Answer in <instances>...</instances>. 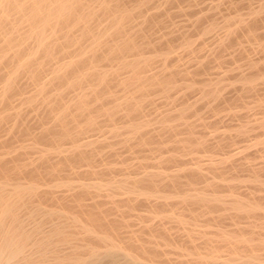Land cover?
Wrapping results in <instances>:
<instances>
[{
    "label": "rangeland",
    "instance_id": "374dc122",
    "mask_svg": "<svg viewBox=\"0 0 264 264\" xmlns=\"http://www.w3.org/2000/svg\"><path fill=\"white\" fill-rule=\"evenodd\" d=\"M109 1L112 4H113V2H114V4L118 2V0H109ZM151 1L154 3H150V1H149V5L145 8L143 15H144V13H145L144 16L147 15L146 17L149 19V22L153 19L151 21V23H153V22L154 23L153 24L150 23L151 26H153V31L150 34H153L151 36L152 37L154 36V37L151 38L150 35H148V38L143 37V39L146 43L145 42L143 43V39L141 38V36L138 37V39H139L138 43H143L142 45H144L143 47H141L142 45L139 44L140 48L143 51L142 52L140 50V55H139V53H136L137 54L136 55L133 52H129V53L126 52V53L122 54L124 56L126 55L125 58H122L124 56L121 55L122 57L120 56V58H121L120 60L118 57V59L114 58V59H111L110 61H107V62L102 57V55L105 53V52L104 53L102 52V51H104V49H102V51H101V49H99L100 52L97 51L98 54L96 56H95V54H91L93 57L90 55L91 59H89V61L90 60L92 61V62H90V64L93 63V64L99 65V62H100V66H99L100 70L102 71V69H103L102 72L110 71L109 76H108V79H109L108 81H109V83H110V81L112 84L114 83L113 85L108 83L110 90L108 89V92L106 94L107 98L105 97V99L107 101L104 100L103 103L92 101V103H91V105L93 106L92 110H94V108L97 107L98 103H99V105L100 104L105 105L104 108L102 106H101L102 108H97L98 110L100 109V111H98L95 108V110L99 114L101 112V109L102 110L103 109L107 110V108L111 109L113 106L111 107L110 105H112V104L116 105L117 102L122 103L125 96H129L130 94H133L135 92H136L135 94H137L138 90H136V89H138V88L131 86L132 88L130 87L128 89H125V87L124 88H122V87L125 84H131L132 79L134 80V78H138V77H140V75H136L137 76L136 77L135 75H133L134 73L129 69L120 70V69H122V68H120V66H121L122 62L132 61V59L133 60L137 59L140 56L145 55L144 57L147 58L148 56L150 57V56L155 55L154 57H150V58H155V59L151 63V65L146 66V69L142 68V69H144L143 71H142V69H140L143 73L141 71H139V74L141 73L142 75H145L146 79L149 78V76H150V78L153 79L156 75L157 78L155 77L154 80H157V79L162 80V82H165L163 84H167L169 82V79H172V80H170V82L172 81L174 85H172V83H170V82L168 84H171V86H175V88L172 90L170 97L169 96L167 97L166 94L162 91V88H160V86L157 85L158 87H156V86L150 85L151 90L149 91V89L147 88L148 90L145 93L146 95H144L140 98L141 104H143L142 106H140V108L142 107L143 109L141 108V110L139 111L140 115L137 117L138 120L136 118L135 121L136 122L139 121L141 123L143 121L144 127H145V128L143 127V131H145L144 132L145 134L143 132H142L143 134L141 133L143 136L141 134L139 135V137H138V135H136V136L132 135V137L134 136V138H132L130 135L132 133H130V132H129V134L127 133L125 127H127L129 125V123H130L129 119L130 118L128 119V117H129V115L127 114L128 110L124 106L121 107L122 110H121V108H119V109H117L118 111L116 110L114 112L115 116H113V118L110 119L112 121L107 120L108 118L105 116H104V118H102V120H100L101 119L100 116H98L100 119L96 118L97 112L95 110L92 111L91 116L93 114L96 115L95 118H96L97 124L99 126L104 125L103 127H101L102 128L101 131L104 134L102 132L101 133L100 132L99 133L98 132L88 133L87 135L82 137V140H80V141L82 142V144L89 143V141L93 142L94 140L95 141L99 140V142L101 141L100 144H99V142H96V147L98 148V150L97 149L96 150L98 152L95 150L96 154L94 153V151L92 152V154L91 153L88 154V155H92L91 157H93V155H94V157L91 159L93 163L91 162L92 164H90V163H86L85 161H82V163L80 162L81 164L78 163L76 165L78 167H76V166L75 167L78 168L81 171V173L78 169L75 168V171H76L74 173L75 175L73 173H72V175L70 174L72 178L69 177L70 175H68L70 173V171L66 170V172H69V173H66L65 171H63V173L61 175L62 177L61 176L60 177L63 179V176H64V179L63 180L61 179L60 181L65 180L66 182H68L71 180L69 183L72 182L71 184L79 185V183H82V182L83 183H89V182L91 183V182H98V181L102 182V180H103V182H106L107 180L110 181V179L112 181L113 180L119 181L120 179L121 180L124 179V177L127 179H132L133 177L135 178L137 176H138L137 178H141L142 176L145 175V173H148V172H163L164 171L165 174H168V173L172 174L173 172H174L173 174H176V173H182L181 171L185 170V169L201 168V171H202L201 173L202 174L204 173L203 177H200V178L195 177L196 179L195 178H189L190 179L189 180L186 176L184 177V175H182V177L179 180L180 181V187H178V188L173 187L177 192L172 190L173 189L172 186H170V188H172V189L169 188L170 190L169 189L167 190L168 187L166 189H164L165 187H162V189H161V187H159V189H161L160 195L162 194V195L173 196V197L169 198L170 200L169 199L167 200V203H165L166 201L164 202L161 198H159V199L151 198V199L146 200L145 198H143L144 196H139L138 197L139 200H138V198L137 199L135 198L134 202H132L131 205H133V206L127 205L126 199L128 197H130L131 195L125 190L119 191L117 193L116 192L113 193L111 191L105 190L106 196L103 195L104 193H102V195H96L95 197L92 196L93 198L90 196H88V198H87V196L82 198L83 200L85 199L84 203L87 205H92V204L94 205L96 202H98L99 203V205H98L99 209L101 207V208H103L102 210H104L105 208L108 207L105 210L112 212V216L114 218L110 216L111 213H108V214H110V215H108L109 219L112 218L111 220H113V219L115 220L116 215H117L116 219H119L118 217H120V216H118L119 215V212L117 211L118 209H120L121 211H125V214H124L122 219H124V221L126 222L125 223L126 227L124 225V226H122L123 228L121 227L119 230V232L121 233V236L124 238V240H126L131 233H132L131 236L132 235L136 236V234H138L136 236V238L137 237H139L140 239H141V237L142 238L143 237L148 238L149 232L146 231L148 233V235H147L145 230H148L147 228L148 227L151 228V226L154 229L158 228V230L155 229L156 234H158L157 232L159 230L164 229L167 232L165 236L168 238V240H165V241H169V242L166 243L164 241V243H166V244L163 243V245L161 244V246L159 247V249L161 248L160 250L164 249L163 250L164 253L161 254L162 256L160 257V259L162 258L161 261L163 263L168 261L169 263L167 262V264H175L176 262L174 263V261L181 263V261H184V260L192 257L191 255L186 254V253H188L186 251V248H187V250L189 249V251H191V252L194 251V249H195V251L204 252V249H205L204 242H205L206 238L210 237V238L214 239L215 236H216V238H219V237H217V235L219 233L221 234L220 230H223L226 232L227 231L231 232V234L237 233V235L240 234V235H244L245 237H247V235L249 237V235L251 233L256 239H258V237L260 239H261V237L264 238V227H261L264 225V223H263L264 217L261 216V215L264 216V211H263L264 210L263 209L264 208V118H263L264 117V102H263L264 101V84H263L264 83V62H263L264 61V0H177V1L176 0H171V1L170 0H151ZM81 2L86 3V4L82 3L85 8H87V6L88 7L91 6L92 8H94L93 10L98 9V7H97L98 5L96 4V1H94V0H81ZM88 2H90V3L88 4ZM122 3L124 4V6L126 8L128 7V9H131L135 4V0H124ZM215 5H217V6H215ZM260 5H262V6H260ZM160 6L162 9L157 10V8L160 9ZM129 7H131V8H129ZM254 9H255V13L262 11L261 13H258L259 14L258 16H260L261 18L257 17L258 20L256 19V21H255V19H253L254 18L253 16H256V14H254V13L251 14V12H254ZM1 12L0 13L3 15L4 11L2 9H1ZM6 12H4V13H6ZM8 12H7V15H8ZM151 13H154V14H151ZM149 14L152 15V17L148 16ZM155 14L157 15V17L155 16ZM12 15H13L12 12H10V16H12ZM202 15H203V17H202ZM207 15H208V18H207ZM239 15H240V17H243L242 19H244V21L247 24L250 22L246 27L242 26L243 29H242V27L241 28L238 27L239 23L234 21L237 16L239 17ZM251 15H253V16H251ZM10 16L8 15V17H9L8 19L11 18ZM13 17H14V15L12 16V18ZM98 17L96 18V20L94 19V21L90 22L91 24H89V25H91V26L88 25V27H90V30H91L92 27L94 26L93 29L91 30V33L92 32L94 33V36H95L94 38L97 37L96 35H98V33L100 35L101 32H102V34L104 33L103 37L105 38V36L107 35L106 32L109 29V23L111 22L110 21L111 17H109V16H107V17L102 16L103 18L102 17L98 18ZM249 17L250 18L253 17V18L250 19ZM12 18H11V20H12ZM197 18L201 19V20H199L200 21L199 25H196V21H198ZM98 19H99V21H98ZM11 20H8V22H12L15 19H13L12 21ZM15 21H13L12 23H14ZM97 21H98V23H97ZM17 22L18 23H15V24L18 27V34H20L21 36H25L28 33V31H26V30L30 29L28 20L22 19V20H19ZM256 22H258V23H256ZM138 23H140V24H138ZM142 23H143V18H141V17L139 18V16L134 17L128 23H126V25H127V26L125 25L126 33L129 34V36L132 35V33H130V32H135V29L138 27H139V29L142 28L141 27V26H143ZM137 24H138V26H137ZM254 24H256V25L253 26ZM103 26H105V27H103ZM248 26H250V27H248ZM66 27H69V28H67L68 30L72 28L71 25L65 26L63 29L64 31L66 30ZM210 27H211V29H210L211 31L209 32L208 29ZM236 27L238 28V30H235V29H237ZM205 28H206V30H204ZM239 28H240V30H239ZM139 29H137V30H139ZM248 29H249V31H247ZM77 30H79V31L77 32ZM104 30H105V32H104ZM22 31H23V33H22ZM50 31L48 32L49 33L48 37H50L52 35L51 38H53L54 33H51V35H50ZM80 31H81L80 28H75L73 30L72 35L76 34L74 36V38L80 37V35H79ZM203 32H204V34H203ZM102 34L100 35V37H102ZM167 35H168V37H167ZM228 37H230V38H228ZM231 37H232V39H231ZM97 38H99V37H97ZM162 38H163V40H162ZM150 39L152 40L151 42H150ZM229 39H230V42H229ZM87 40L89 41V43H87L88 42ZM91 40H93L92 37L86 39L85 44L83 41L82 48L87 50L88 49L87 47H89V44L92 42ZM164 40H166V41H164ZM186 40L187 41L189 40L191 42L190 50H192V51L188 50V47H186V45L184 44V43H186ZM29 42L27 44V46L29 45L28 48H30V46H33V43L31 44V42L30 43ZM0 43H1V39H0ZM110 44H112V43L110 42ZM168 46H169V49H171V53H169L168 59L165 61V60L160 59L161 58L160 55L163 54V52H166V50L168 51V48H167ZM65 48H66V50H68L67 55L70 57L67 58L66 53L63 52V53H65L63 55V53L61 52L60 54H58V56L56 58V60L57 61L59 60V62H57L55 59L52 60L53 63L51 61H48L46 66H45L46 69L51 70L55 66H58L64 62L70 61L69 59L71 57H72L71 60L75 59V57L76 58L78 57V55H77V54H79L78 46H76V45L69 46V47L66 46ZM147 48H148V50H147ZM149 49H150V51H149ZM75 50L78 52H76ZM71 51H73V52H71ZM131 54H132V56H131ZM65 55H66V57H65ZM97 56H98V59H97ZM101 58H103V59H101ZM115 59H116V61H115ZM102 60H104V61H102ZM202 61L205 63V65ZM55 63H57V64H55ZM90 64L88 62V66ZM255 64H256V67L254 66ZM197 65H201V66H197ZM175 69L177 71L180 69V71H178V72H180L179 74H181L180 76L178 74H176V76H175L176 78L174 77V74H172V76H171V74L167 75V77L164 76V75L168 74V72L169 73L175 72ZM181 69H182L183 74L181 73ZM4 70H6V69H3L1 71V73L4 72ZM49 70L47 72L45 71L44 74H42L41 81L43 83L45 80H46L45 83H47V82L49 83V81L52 80L51 79L52 78V71H49ZM159 72L160 73L163 72V73L160 74ZM115 73H117L118 75H116ZM129 74H131V75H129ZM252 76H253V79L257 76L258 78H262L263 80H260L256 84L257 85V86H255L256 88H254L253 90L245 89V87L243 85H241V84H243V82L246 83L243 80H245V78H246V80L252 79ZM113 77H114V79H113ZM142 77H144V76H142ZM241 77H243V78L245 77V78L243 79ZM249 77H251V78H249ZM27 79L29 80L30 78H28V76H26V75L25 76L23 75L20 78V80L18 81V84H20L17 86L18 90L14 94L15 96H12V98L10 97L11 100L9 99L10 100L9 103L12 101L11 103L13 105L11 103L9 105V103H8V105L6 106V104L0 103V104H2L0 106V116H1V114L7 115V113L9 114L8 117L11 116L9 119H6L7 122L5 120V122H3L4 124L2 126H0V144H1L0 145V154H1L0 158H2V160L5 159V161L10 159V161H8V162H11L10 164H12L15 161L14 163H19L20 165L27 164L28 167L37 169L38 166L37 167L35 166L37 164L41 165L40 166L41 168L43 167L42 161H40L41 162L40 163L38 160V157H40L39 155L42 153L40 151H38L39 152L38 153L34 149L36 148L38 150L40 148L41 145L39 146L38 144H42L43 147L42 146L41 147L44 149H45V147L47 149H49L52 144H50L48 142L47 143L46 142H38L35 138H37L36 136H38L40 134L39 132H42L44 130V128H45L44 126L53 122V120H52L53 116L56 115L55 117H57L59 115L58 113H59L60 109L59 110L56 108L54 109V107H56V106H54L55 102H53V100H51L49 103H46V105H43L42 104L43 100H42L40 94L35 92V91H38L37 90L38 87L36 86L37 87L36 88L35 87L36 84L33 85L32 81L31 80L28 81ZM49 79H51V80H49ZM255 79H257V78H255ZM135 80H137V79H135ZM117 82H119V83H117ZM127 82H130V83H127ZM240 82H242V83H240ZM3 84H4V81L1 79L0 80V90L3 87ZM213 84H214V86H213ZM204 85L207 87L209 85H211L212 89H213V87L214 88L216 87L214 90L219 91V92H217V91L215 92L216 96L218 94L217 97L219 99H216L217 97H215L214 98L215 100H214L213 98L208 97L206 94H205V96H207L209 99H207V98H206L207 100L201 99V98H205V96H202L203 95L202 87H204ZM53 86L51 85L52 89L49 88V91H48L51 93H48L47 94L48 96L46 95V98L48 97L47 101H49V99L52 98V95L57 90L56 89L57 87L55 86L53 88ZM85 86H87V87L91 86L92 87V83L87 82L82 87L75 88V90L68 92V94H66V96H65L66 99H64V100L70 102V100H73V98L76 97L75 95H77L81 91L82 92L87 91L85 89H88V88ZM110 86H112L113 88H111ZM200 86H201V88H200ZM91 87H89V89ZM50 89H51V91H50ZM80 89H81V91H79ZM129 89H130V91H129ZM2 90L0 92L1 96H2V94H1ZM52 91L54 93H52ZM111 91H112V95H111ZM114 91H115V93L117 92L118 97L116 96ZM18 92H20V93L18 94ZM36 93L40 96L41 99L38 98L39 96L36 95ZM33 94H34V97H33ZM29 96L33 97V102L31 104L30 103L28 104V102H27L28 99L30 98ZM108 96H110V97H108ZM114 96L117 98H114ZM35 97H36V99H34ZM25 98H28V99H25ZM142 98H145V100ZM67 99H69V100H67ZM137 100H135V101H137ZM139 100L137 101V103L139 102ZM38 101L39 102L42 101V103L40 104ZM37 102L40 105L37 104ZM93 102L97 103V104H94ZM114 103H116V104H114ZM259 103H261V104H259ZM47 104H49L51 107L50 108L46 107V106H48ZM93 104L95 105V107ZM11 105H12V107H11ZM99 105H98V107H99ZM139 105H140V103H139ZM4 106H6V107H4ZM8 106H10L11 108L10 109L7 108ZM109 106L111 108H109ZM185 106H186V108H185ZM105 107H107V108H105ZM7 109H9V110H7ZM47 109H48V111H47ZM49 109H52V112H49ZM182 109L183 110L186 109V112L184 111L185 112L184 120L186 121V119H187V122L184 121V123L180 120H176V119H178V115H179L178 113L180 111L181 112L183 111ZM13 110H15V111H13ZM18 110H20V111H18ZM16 111H18V112L16 113ZM11 112L13 113L12 115L14 117L11 115ZM174 112H175V114H174ZM188 112H190V113H188ZM19 113L21 115H19ZM16 114L19 116V118H17V116H15ZM48 115H49V117H48ZM173 115H174V117H172ZM47 117H48V119H47ZM101 117H103V116H101ZM21 118L23 119V121ZM19 119H21V120H19ZM44 119H45V121H44ZM49 119H50V123H49ZM18 120H19V124H18ZM42 120L44 123L40 122ZM175 120H176V122H175ZM98 121H99V123H100V121H102L103 124H102V122L99 124ZM144 121H147V122H144ZM148 121H149V124L145 125V123H148ZM20 122H21L22 127L20 125ZM22 122L23 123L25 122V123L23 124ZM167 122L169 124L170 123L173 124L174 127H172L173 128L172 130L171 129L167 130L164 128L166 126V124H168ZM1 123H0V125H1ZM125 123H127L128 125L127 124L125 125ZM42 124H46V125L42 126ZM54 124H56V122L53 123V125ZM50 125L52 126V128L55 127V125L54 126L52 124H50ZM246 125H248V126H246ZM13 126H14V129L13 128L11 129L10 127H13ZM41 126L44 128H41ZM113 127H116V128H113ZM49 128H50V126H49ZM103 128H105V129L103 130ZM123 128L125 129V131ZM109 129L111 131H108ZM114 129H118V131H119L118 135H114L111 133L112 130H114ZM12 130H14V131H12ZM17 130L20 133H18ZM22 130H24V132L26 130L27 132L24 133V132H22ZM163 130H164V132H163ZM247 130H249V131H247ZM28 131L32 132V134L36 133V135H34L35 137L32 136L31 133L29 134ZM121 131L123 133H121V135H120ZM237 132L240 134H238ZM20 134H22L24 136H20ZM25 134H26V136H25ZM29 135L32 136L33 138L30 137ZM28 136L32 140L31 139L29 140ZM121 136H124V137H122L124 139H121ZM187 136L189 138L192 137L194 140L193 142H198L199 144L197 143L198 145H196V143L193 144V142L192 143L191 142H185L184 140L186 139ZM20 137H22V138H20ZM128 137L130 140L127 139V142L128 141L129 142L128 143L126 142L127 146L126 145L124 146L122 140H126L125 138H128ZM201 137L203 138V140ZM198 138H201V139H198ZM34 139L38 142V144H35V146L38 145L36 147L34 146V143L32 144V142H34ZM118 139H120L121 143ZM146 140H147V142H146ZM148 140H150V141H148ZM151 140H153V141H151ZM200 141H202V142L205 141V142L202 144V143H200ZM81 142H79V143L81 144ZM144 142L147 144H145ZM148 142H150V143L148 144ZM184 142H185V144H184ZM141 143H143L145 145H143V144L141 145ZM43 144L44 145L46 144L45 147ZM200 144H202V145H200ZM63 145H64L63 146L64 149L71 147L70 143L67 144L65 142ZM68 145H70V146L68 147ZM97 145H99V146H97ZM146 145H148V146H146ZM31 147L34 149H32ZM37 147H39V148H37ZM159 148H161V149H159ZM184 149H186V150H184ZM66 153H63L62 156L60 154L55 155V154L49 153L51 155L47 156V158H46L47 162L45 161V164L43 163L44 169H39V171L43 172L45 170V165L48 162H50L49 163L50 165L54 164V163L61 162L62 158H60V157H64V155H66ZM68 154H69V152L67 153V155ZM170 155L171 156L173 155L174 157L177 156V159L175 161H172L169 163H168V161H166L165 165L164 164L159 165V166L157 165L158 160L164 158V156L166 158H168V157H170ZM58 156H59V158H58ZM153 156L156 158V160H154L155 158ZM41 158H42V156H41ZM41 158H40V160H41ZM57 158L59 160H57ZM47 159H50V160H47ZM54 160H55V162H54ZM152 163H153V165H152ZM49 164H47V165H49ZM84 164H86V165H84ZM88 164L91 165L90 168L94 167L93 170H95V171L97 170L96 172L97 173L100 172L101 174H99L97 176L94 175V177H93V175L91 176V175L85 174L88 171V169H90L89 168L90 165L88 166ZM212 166H214V167L212 168ZM103 168H105V169L107 168V170L105 171ZM109 168L111 169V171L108 170ZM101 171L104 173L102 174ZM254 171L257 173H255ZM105 172H106V174H105ZM65 178H67L68 180ZM192 179H193V181H192ZM223 179H226V180H223ZM187 180H189L190 183H192V184L191 185L187 184L189 182V181L187 182ZM252 180L254 182H252ZM257 180L259 181L258 183L255 182ZM213 182H216V184H215L216 187L213 186L214 188H212V189L210 188V190H207V193H209V194L213 193L212 195H217V196H226V198L228 197L229 199H230V197L228 195L237 196L238 198H242V199L246 198L248 200H249V198H251L252 199V200L250 199L251 202L259 204L262 206L263 210H261L262 213L260 215L262 217V219L260 218V216H259V219L263 222H260V220H258V222H260L259 226L257 225V227H253V226L250 227V225L253 223L255 218L258 219V217H254V218L253 217H244V216L243 217H241V216H239V217L238 216L237 217L232 216L231 217L227 213H224L223 210H221V211H223L221 213L220 210H219L220 211L219 212V211H216V209H215L214 212L213 211L212 212H205L206 213L205 215L202 214L201 218L198 217L197 221H194L195 223L192 224V226L193 227L195 226V227L192 230V233L190 232V234H192V235H190V237H188L187 230H185V228H182L183 224H179L174 220H170V218L167 219V217H164L162 215H161V217H160V215L159 216H150L149 210L153 207L154 208L160 207L161 209L160 208L159 209L163 210V211H166L167 209L169 211L182 210L183 205H181L182 206L181 207L180 204L177 202L179 200L178 196L182 195V193H185V192L187 193V191H188V193H192L195 190H199V189L203 190V188H205L208 184L213 183ZM229 182L230 183L232 182V183L230 184ZM53 183H54L53 179L50 178L49 181L47 180V181L43 182V184H44L43 187L44 188L51 187V185ZM184 183H186V184H184ZM225 184H227V185H225ZM257 184H259V185H257ZM76 185H74V186H76ZM185 185H187V186H185ZM181 186H183L182 188H184V189H182ZM189 187H191V188H189ZM74 188L72 187V192L74 194L69 189H67L65 187H63L62 190L65 193L67 192L66 190H68L69 192L66 193L67 195L70 194V192H71V195H75L78 192V191H76L78 189L77 188L74 189ZM146 188H149V187L146 185ZM162 191H163V193H162ZM179 191H181V192H179ZM182 191H184V192H182ZM107 192L110 195L112 194L111 196L109 195L110 198H108L109 196H107ZM170 193H172V194H170ZM78 199H81V197H79ZM124 199H125V202L123 201ZM95 200H96V202H94ZM174 200H176V201H174ZM114 203L117 204V207H115L116 205ZM170 203H171V205H170ZM157 204H158V206H157ZM113 205L115 208L112 207ZM119 206H120V208H119ZM109 207L111 208V210ZM128 207H130V208L128 209ZM131 207H132V210H131ZM164 207H166V208H164ZM189 208H192L193 210L195 209L197 211L198 210L199 211L205 210V209L202 210V207L198 208L197 206H193V207L190 206ZM99 209L97 208V210H99ZM113 209H115V210L117 209L116 211L118 213L116 211L113 212L114 211ZM169 211H168V214H169ZM182 211H184V210H182ZM113 213H114V215H113ZM115 213H117V214H115ZM164 214H167V212H164ZM188 214L189 213L186 212L185 216H186V218L189 219L190 214L189 215ZM224 214H227V215H224ZM211 215H212V217H211ZM214 215H216V216H214ZM205 217H207V218L205 219ZM257 219L254 223H257ZM261 223H263V224H261ZM248 225H249V227H248ZM192 226L186 224V227H192ZM143 229H144V231H143ZM195 229H196V231H194ZM197 229H198V232H197ZM251 230L253 231V233ZM199 231L205 232L207 235L206 234L205 235H201V234L199 235ZM235 231H237V232H235ZM249 231H251V232H249ZM180 232H181V234H180ZM147 238H143V240L144 239L147 240ZM158 239L160 240V238H158ZM161 241H162V239H161ZM215 244L217 246L219 245L218 247L220 248L219 255L221 254V257L219 256L218 259H221L223 261L225 259L227 260L228 256L231 254H229L227 249H225V248H227V247H225L227 245L226 242H224V241H220V242L218 241L217 242L216 241ZM241 245L243 246V244H241ZM191 246H192V248H191ZM242 246H241V251H243V250L244 251L241 253L245 255L246 249ZM253 252L256 255H258V257L259 256L264 257V250H262V249L256 248L253 250ZM230 257H234V255L230 256ZM221 260H220V262H222ZM263 260L264 259L261 258V261H263ZM256 261H254V264H256V263L261 264V262L259 263L258 260H256ZM236 262H232L230 264H233V263L236 264ZM262 264H264V263H262Z\"/></svg>",
    "mask_w": 264,
    "mask_h": 264
},
{
    "label": "bare ground",
    "instance_id": "6f19581e",
    "mask_svg": "<svg viewBox=\"0 0 264 264\" xmlns=\"http://www.w3.org/2000/svg\"><path fill=\"white\" fill-rule=\"evenodd\" d=\"M94 1H96V4L98 5L97 10H93L94 8H92L91 6H89V7L87 6V8H85L83 5L85 2L83 3V2H81V0H0V8L4 12L9 11L8 12L9 16H10V12H12L14 17L12 18L13 15L10 17L12 18V20L13 19L16 20V21L13 20L15 22L12 23L13 21L11 20V18L8 19L9 17L7 15V12L6 13L3 12V15H2L1 14L2 12L0 9V12H1L0 13L1 14L0 15V39H1V43H0V80L2 79L4 81V84L2 87L3 90L1 89L2 90V93H1L2 96L0 95V97H1L0 103L6 104V106H7L9 101L11 100L12 96H15L14 94L18 90L17 86L20 85V84H18V81L20 80V78L23 75L28 76V78H30L29 80L32 81L33 85L36 84L35 87L36 86L38 87V89H37L38 91H35V92L40 94V96L43 100V103H42V101L41 102L38 101V102L40 104L42 103L43 105H46V103H49L51 100H53V102H55L54 106H56V107H54V109L55 108L58 110L60 109L59 113H58L59 115L57 117H55L56 115H54V114H53L54 116L52 115L53 116V119H52L53 122L51 121L52 123H50V119H49V123L52 125H53V123L56 122V124H54L55 127L52 128V126L50 124H47V125L42 124V126H44V125H46V126H44L45 128L41 126V128H44V130L42 129L43 131L39 132L40 134L39 135L37 134L38 136H36L37 138H35L38 142H46V143L48 142V143L52 144L51 147L49 149H47L45 147L46 144L45 145L43 144L45 147V149H44V148H42L43 147L42 144H38V142L34 139V142H32V144L34 143V146H35V144H38L39 146L41 145L42 147L41 146H40V148L37 147V148H39L38 150L36 148L35 149L32 147L31 148L34 149L36 152L40 151L42 153L40 155L38 154L40 156V157H38V160H39V162L42 161L43 167H44L47 156H50L51 154H55V155L60 154L62 156L63 153L69 152L68 155L66 153V155H64V157H60V158H62L61 162L54 163L51 165L49 164L50 162H48L47 164H49V165H47V164H46L47 166L45 165V170L44 171L42 170L43 172L39 171V169H44V168L43 167L41 168L40 167L41 165H38V164L35 165L36 167L38 166V168L36 169V168L28 167L27 164L20 165L19 163H14L15 161L12 164H10L11 162H8V161H10V159L5 161L4 158H3L4 160H2V158H0V264H164V263L167 264L168 261L163 263L161 261L162 258L160 259V257L162 256L161 254L164 253V251H163L164 249L163 248H162L163 250H160L161 248L159 249L161 244L163 245L164 241L168 240V238L165 236L167 232L164 229L159 230L157 232L158 234H156L155 232H156V230H158V228L157 229L155 228L156 229L155 230L151 226V228L148 227L147 228L148 230H145V232L146 231L149 232L148 238L143 237V238H147V240H145V239L143 240L142 237H141V239L139 237L136 238V236L138 234H136V236L134 235L135 237L133 235L131 236V234H132L131 232H130L131 234L129 235V237L127 239L125 238L126 240H124V238L121 236V233L119 232V230L126 223L124 221V219H122L124 214H125V211H121L120 209H118V210L116 209L119 212L118 216H120V217H118L119 219H116L117 218V215H116L115 220L114 219L111 220L112 218L109 219L108 215H110V214H108V213H111L110 216L113 217L112 212L105 210L108 207L107 208L104 207L105 208L104 210H102L103 208H101V207L99 209V207H98L99 203L96 202V200L94 201V202H96L94 205L93 204L87 205L84 203L85 199L83 200L82 198L86 197V196H87V198H88V196L95 197L96 195H102V193H104L103 195H105V193H106L105 190L111 191L113 193H115V192L117 193L119 191L125 190L131 195L130 197H128L126 199L127 205H131L132 202H134L135 198L137 199L139 196H144L143 198H145L146 200L151 199V198H157V199L161 198L164 202L166 201L165 203H167V200L173 196L162 195V194L160 195L162 187H165L164 189H166L168 187L167 190L170 188V186H172V188L173 187L174 188L180 187V181L179 180L182 177V175H184V177L186 176L188 179L189 178H195V177L200 178V177H203V175H204V173L203 174L201 173L202 172L201 168H195V169L194 168L193 169L192 168L191 169H185L184 168L185 170H182L181 171L182 173L173 174L174 173L173 172L172 174H169V173L165 174L164 171L163 172H148V173H145V175L142 176L141 178H137L138 176L135 178L133 177L132 179H127L124 177V179H122V180L120 179L119 181L118 180L112 181L110 179V181L105 180L106 182H103V180H102V182H99V181L98 182H91V183L90 182L89 183H83L82 182V183H79V185L71 184L72 182L69 183L71 181L70 179H69L70 181H68V182H66L65 180L60 181L62 179L61 175H62L63 171H65V172H66V170L70 171V173L69 172H66V173H69L68 175H70V174L72 175V173L74 174L76 172L75 168L78 167V166H76L78 163L81 164L82 161H85L86 163H90V164L93 163L91 159L94 157V155H93V157H91L92 155H88V154L89 153L92 154L93 151L95 153V150L96 149L98 150V148L96 147V142H99V140L98 141L94 140L95 141V142L93 141L94 143L92 141H89V143H85V144H82V142L80 140H82V137H84L88 133H94V132H98V133L100 132L101 133L102 132L101 127H103L104 125L99 126L97 124L96 118H99L98 116H100V118H101V119L99 118L100 120H102V118H104V116L108 118V119L106 118L107 120H110L113 118V116H115L114 112L117 109L121 108L122 106L126 107L128 110L127 114L129 115V117L128 116L127 117H128V119L130 118L129 119L130 121L127 119L130 122L129 125L127 123H125V125L126 124L128 125L127 127H125L126 131L128 134H129V132L132 133V134H130L131 137H132V135H135V136L138 135V137H139V135L142 132L143 133L145 132V131H143V127H144L143 121H142V123L139 121H137V122L135 121L136 118L140 115L139 111L142 108V107L140 108V106L143 105V104H141L140 98L142 96L146 95L145 93L148 89H149V91L151 90L150 85L156 86V87L160 86V88H162V91L166 94L167 97L168 96L170 97L172 90L175 88V86H171V84H168L170 82V80H172V79H169V82L166 80L168 83L163 84L165 82H162V80H158V79L154 80L155 77L157 78L156 75L153 79L150 78V76H149L150 79L149 78L146 79L145 75H142L141 73L139 74V71H141L140 69H142V68L146 69V66L151 65V63L154 61L155 58H150V57H154L155 55L150 56V57L148 56L147 58L144 57L145 56L144 55V56L138 57L137 59H134V60L132 59V61H124L121 63L120 68H122V69H120V70L129 69L134 73L133 75H135V76L140 75V77L134 78V80L137 79L135 81L132 79V82L134 81L133 83L131 82V84H125V85H123L122 88L125 87V89H128L131 86L138 88V89H136V90H138L137 94H135L136 93L135 92L133 94H130L129 96H125L122 103L117 102V104L114 103L116 105H113V104L110 105L111 107L113 106L112 108L109 106V108H111V109H108L107 107H105V108H107V110L101 109V112L98 114V112L95 110V108L96 109L102 108V107L104 108L105 105H101V104L99 105V103H103V101L106 100L105 97H106V94H107L108 89H109V84H112V83H111V81H110V83L108 81L109 80L108 76H109L110 71H107L108 73L106 71H105L106 73L102 72L103 69L101 71L99 68L100 62H99V65L93 64V63L90 64V62H92L91 60L89 61V59H91L90 57L92 56L91 54H95V56H96L98 54L97 51H99V49H101V51H102V49H104V51H102V52L103 53L105 52V53L103 55L102 54L101 55L104 58V60H106V62L110 61L111 59H114V58L118 59V57L120 60L121 59L120 56L126 52H128V53L133 52L135 54L139 53V55H140V50L142 51V49L140 48V45H142L145 42L143 37L148 38V35H150V36L153 35L150 33L153 31V26H151V24L154 23V22L151 23V21L153 19L149 22V19L146 17L147 15L144 16L145 13L143 15V12H144L145 8L149 5V1H150V3H154V2H152L151 0H135L134 6L132 8L129 7L131 9H128V7L126 8L124 6V4L122 3L124 0H118V2L116 1L117 3H115V4H114V2L112 4L109 0H94ZM90 2H88V4ZM215 6H217V5H215ZM260 6H262V5H260ZM161 9H162L161 6H160V9L157 8V10H161ZM261 12L262 11L255 13V9H254V12H251V14L254 13V14H256V16L251 15L254 17V18L253 17H251V18L255 19V21H256V19L258 20L257 17H260V16H258L259 15L258 13H261ZM151 14H154V13H151ZM102 16L103 17H107V16L111 17V20H110L111 22L109 23V29L106 32L107 35L105 34L106 36L104 38L103 37L104 33L102 34V32H101L100 35L102 34V37H100V35L98 33L99 36L98 35H96V36L99 38H97V37L94 38L95 37L94 33L93 32L91 33V30L93 29L94 26L90 30V27H88V25L91 24L90 22L94 21V19L96 20L97 17L101 18ZM137 16H139V18L140 17L143 18V23H142L143 26H141L142 28H140V29H139V27L138 28L135 27L136 28V29L134 28L135 32H130V33H132V35L129 36V34L126 33L125 25L131 19H133L134 17H137ZM148 16L152 17V15H150V14ZM155 16L157 17L156 14H155ZM202 17H203V15H202ZM207 18H208V15H207ZM242 18L243 17H240V15H239V17L237 16L234 20L235 22L239 23L238 27H240V28L242 26L246 27L250 23L249 22L247 24L244 21V19H242ZM22 19L23 20L27 19L29 22V27H30V29H28L29 27L27 28L28 30H26V31H28V33L26 35L24 34L25 36H21L20 34H18V27L15 24V23H18L17 21L22 20ZM8 20H11L12 22H8ZM199 20H201V19H198V21L195 20L196 25L200 24ZM98 21H99V19H98ZM98 21H97V23H98ZM256 23H258V22H256ZM138 24H140V23H138ZM138 24H137V26H138ZM68 25H71L72 28L68 30L67 28H69V27H66V30L64 31L63 30L64 27L68 26ZM255 25L256 24H254L253 26H255ZM89 26H91V25H89ZM250 26H248V27H250ZM103 27H105V26H103ZM75 28L81 29V31L79 32L80 37H78V38H76V37L74 38V36L76 34L72 35L73 30ZM240 28H239V30H240ZM137 29H139V30H137ZM210 29H211V27L208 29L209 32L211 31ZM242 29H243V27H242ZM204 30H206V28ZM235 30H238V28ZM49 31H50V35H51V33H54L53 38H51L52 35L50 37H48ZM78 31L79 30H77V32ZM247 31H249V29ZM104 32H105V30H104ZM22 33H23V31H22ZM203 34H204V32H203ZM140 36L143 39V43H138V40H139L138 37H140ZM91 37L93 38V40H91L92 42L89 44V47H87L88 49L86 50V49L82 48L83 41L85 44V40L88 38H91ZM153 37L151 36V38H153ZM167 37H168V35H167ZM228 38H230V37H228ZM231 39H232V37H231ZM162 40H163V38H162ZM189 40L188 41L186 40V43H184L186 45V47H188V50H190V47H191V42H190L191 40L190 41ZM29 41L31 42V44L33 43V46H30V48H28L29 45L27 46ZM151 41L152 40L150 39V42ZM164 41H166V40H164ZM110 42L112 44H110ZM229 42H230V39H229ZM87 43H89V41ZM73 45H76L79 48V54H77L78 55L77 58L75 57V59L71 60V58H72L71 57L69 59L70 61L64 62L58 66H55L51 70L45 68L47 62L51 61L53 63L52 60H54V59L56 60L58 54H60L61 52L62 53L65 52L67 55L68 50H66L65 47L66 46L69 47V46H73ZM143 46L144 45H142L141 47H143ZM167 48H168V51L166 50V52H163V54L160 55V57H161L160 59L165 60V61L168 59L169 53H171V49H169V46ZM147 50H148V48H147ZM149 51H150V49H149ZM190 51H192V50H190ZM71 52H73V51H71ZM76 52H78V51H76ZM65 53H63V55ZM66 55H65V57H66ZM122 56H124V55H122ZM125 56L122 58H125ZM131 56H132V54H131ZM68 57H70V56L67 55V58ZM103 58H101V59H103ZM97 59H98V56H97ZM104 60H102V61H104ZM115 61H116V59H115ZM57 62H59V60ZM88 62L90 64L89 66H88ZM55 64H57V63H55ZM204 65H205V63H204ZM197 66H201V65H197ZM254 66L256 67V64ZM3 69H6V70H4V72L1 73V71ZM144 69H142V71ZM48 70L52 71V78H51L52 80L49 79V80H51V81L48 80L49 83L48 82L45 83L46 82V80H45L43 83L41 81L42 74H44V72L45 71L47 72ZM178 71H180V69ZM178 71L175 69V72H173V73L168 72V74H166L164 76L167 77V75H170V74H171V76H172V74H174V77L176 76V74H178L180 76L181 74H179L180 72H178ZM162 73H160V74H162ZM181 73L183 74L182 69H181ZM115 74L118 75L117 73H115ZM129 75H131V74H129ZM142 76H144V77H142ZM257 76L255 77L257 79H255V78L253 79V76H252V79H249V80L248 79L246 80L245 77H244L245 80H243L244 78L241 77V78H243L242 80L246 82V83H244L242 81L243 84H241V85H243L245 87V89L253 90L254 88H256L255 87V86H257L256 84L260 80H263L262 78H258ZM249 78H251V77H249ZM113 79H114V77H113ZM87 82L92 83V87L89 86V87H91L90 89H89V87H87L88 85L85 86L89 90L85 89L87 91L82 92L80 89L79 91H81V92L78 93L77 95H75L76 97H74L73 100H70V102L64 100V99H66L65 96H66V94H68V92L75 90V88L82 87ZM242 82H240V83H242ZM117 83H119V82H117ZM127 83H130V82H127ZM170 83H172V85H174L172 81ZM51 85L52 86L54 85L53 88L56 86L57 90L55 89L56 90L55 93L52 91V93H54V94L52 95V98L49 99V101H47L48 97L46 98V95L48 93H51V92H48L49 88H51ZM205 85H204V87H202V90L204 92L201 90L203 93L202 96H205V94H206L208 97L213 98V99L218 96V94L216 96L215 92L216 91L219 92V91L214 90L216 87L215 88L213 87V89H212L211 85H209L208 87ZM213 86H214V84H213ZM110 87L113 88L112 86H110ZM200 88H201V86H200ZM51 89H50V91H51ZM1 90H0V92H1ZM129 91H130V89H129ZM20 92H18V94ZM37 93H36V95H38ZM114 93H115V91H114ZM115 94L117 96V92ZM111 95H112V91H111ZM40 96L38 97L39 99H41ZM207 96H205V98H201V99H206V98L209 99ZM29 97H30L29 99L28 98H25V99H28V101L27 100L26 101L28 102V104L29 103L31 104L33 102L34 94H33V97H31V96H29ZM108 97H110V96H108ZM117 97L114 96V98H117ZM34 99H36V97ZM137 99L139 100L138 103H137V101H138ZM142 99L145 100V98H142ZM216 99H219V98L217 97ZM67 100H69V99H67ZM135 100H137V101H135ZM92 101L99 102L98 103L99 107H98V105H97V107H95L94 104H97V103L93 102L94 103L93 105L95 107L94 110L97 112V117L94 114H93L94 116L93 115L91 116V112L94 111V110H92V108H93V106L91 105ZM38 102H37V104H39ZM10 103H9V105H10ZM139 103H140V105H139ZM2 104H0V106ZM259 104H261V103H259ZM12 105H11V107H12ZM47 105L48 106H46V107H49V108L51 107L49 104H47ZM6 106H4V107H6ZM11 107L8 106L7 108L10 109ZM185 108H186V106H185ZM9 109H7V110H9ZM52 109H49V112H52ZM121 110H122V108H121ZM13 111H15V110H13ZM18 111H20V110H18ZM18 111H16V113ZM47 111H48V109H47ZM98 111H100V109ZM184 111L186 112V109H184L182 112L180 111L178 113L179 114L178 119H176V120H180L184 123V121H185L184 120V118H185L184 117V114H185ZM188 113H190V112H188ZM12 114L13 113L11 112V115ZM174 114H175V112H174ZM8 115H9L8 113H7V115L1 114L0 123L1 122L2 123L0 126H2L4 124L3 122H5L6 119H9L11 117V116L8 117ZM19 115H21V114L19 113ZM15 116H17V118H19V116L17 114ZM101 116H103V117H101ZM48 117H49V115H48ZM48 117H47V119H48ZM172 117H174V115ZM21 119H19V120H21ZM19 120H18V124H19ZM137 120H138V118H137ZM176 120H175V122H176ZM22 121H23V119H22ZM44 121H45V119H44ZM110 121H112V120H110ZM6 122H7V120H6ZM40 122L44 123L43 120ZM101 122L102 121H100V123ZM144 122H147V121H144ZM185 122H187V119ZM98 123H99V121H98ZM102 124H103V122H102ZM146 124H149V121H148V123H145V125ZM168 124H166V126L164 125L165 126L164 128L167 130L168 129L172 130L173 129L172 127H174L173 124H171V123L169 125ZM20 125H21V122H20ZM48 125L50 126V128ZM246 126H248V125H246ZM21 127H22V125H21ZM10 128L14 129V126L10 127ZM113 128H116V127H113ZM104 129L105 128H103V130ZM118 129L112 130L111 133L114 135H118L119 134ZM12 131H14V130H12ZM108 131H111V130L109 129ZM124 131H125V129H124ZM247 131H249V130H247ZM17 132H18V130H17ZM22 132H24V130H22ZM25 132H27V131L25 130ZM163 132H164V130H163ZM18 133H20V132H18ZM30 133L32 134V132H29V134ZM121 133H123V132L121 131L120 135H121ZM238 134H240V133H238ZM34 135H36V133L32 134V136H34ZM20 136H24V135L20 134ZM25 136H26V134H25ZM29 136H28V138H29ZM32 136H30V137H32ZM122 137H124V136H121V139H124ZM187 137L184 140L185 142H191L192 143L194 141L192 137H190V138L189 137L187 138ZM20 138H22V137H20ZM132 138H134V136ZM201 138H198V139H201ZM30 139L31 138H29V140ZM125 139L126 140H122L124 146L129 142V141L127 142V139H129V137L125 138ZM118 140L120 141V139H118ZM202 140H203V138H202ZM148 141H150V140H148ZM151 141H153V140H151ZM65 142L67 144L68 143L71 144V147H69L70 145H68V147H69V148H67L68 150L66 148L64 149V147H63L64 146L63 144ZM79 142H81V144ZM146 142H147V140H146ZM185 142H184V144H185ZM204 142L200 141V143H202V144ZM100 143H101V141L99 142V144ZM120 143H121V141H120ZM149 143L150 142H148V144ZM195 143H196V145L199 144L198 142H193V144H195ZM142 144L143 143H141V145ZM145 144H147V143H145ZM145 144H143V145H145ZM202 144H200V145H202ZM38 145H36V146H38ZM97 146H99V145H97ZM146 146H148V145H146ZM159 149H161V148H159ZM184 150H186V149H184ZM49 153H51V154H49ZM41 156H42V158H41ZM40 158H41V160H40ZM58 158H59V156H58ZM58 158H57V160H59ZM164 158H162V159L159 158L160 160H158V163L156 162L158 166L163 165V164L165 165L166 161H168V163L175 161L177 159V156L174 157L173 155L172 156L170 155V157L166 158L164 156ZM47 160H50V159H47ZM154 160H156V158ZM54 162H55V160H54ZM90 164H88V166ZM84 165H86V164H84ZM152 165H153V163H152ZM90 167H91V165L89 166V168ZM213 167L214 166H212V168ZM93 168H90V169L87 168L88 171L86 170L87 172L85 174H88L91 176L93 175V177H94V175L97 176V175L101 174L100 172L97 173L96 172L97 170L95 171V170H93ZM76 169H78V168H76ZM103 169L105 171L107 170V168L106 169L103 168ZM108 170L111 171L110 168ZM80 173H81V171H80ZM103 173L104 172H102V174ZM255 173H257V172H255ZM105 174H106V172H105ZM71 175L69 177H71ZM48 178L53 179L54 183L51 185V187L44 188L43 182H45L47 180L49 181ZM63 179H64V176H63ZM65 179H67V178H65ZM189 180H187V182ZM223 180H226V179H223ZM192 181H193V179H192ZM252 182H254V181L252 180ZM255 182L258 183L259 181L257 180ZM186 183H184V184H186ZM187 184L191 185L192 183H190V181H189ZM215 184H216V182L210 183L207 186L205 185L206 187L203 188V190L202 189L195 190L192 193H188V191H187V193L186 192L182 193V195H180L181 194L180 193L179 194L180 196H178L179 200L177 202L180 204V206L183 205V207L182 206L181 207H182V210H184V211H182V210L169 211L168 209L166 211H163V210H160L161 209L160 207H159L160 209L153 207L149 210V214H150V216H159L160 215V217L162 215L164 217H167V219L170 218V220H174L179 224H183L184 227L182 226V228H185V230H187L188 237H190V235H192V234H190V232L192 233V230L195 227V226L194 227L192 226V224L195 223L194 221H197L198 217L201 218L202 214L205 215L206 214L205 212H212V211L214 212L215 209H216V211L223 210L224 213H227L231 217L232 216H236V217L237 216L238 217L244 216V217H253V218L258 217V219L255 218L253 223L251 222L252 224L250 225V227L251 226L257 227V225L259 226L260 222H263L259 219V216L262 213L261 210L264 209V208L262 209L261 205L251 202L252 199L249 197H248L249 198V200H248L246 198L242 199V198H238L237 196L228 195L230 197V199L228 197H227L228 198L227 199L226 196L212 195L213 193L212 194L210 193L211 194L210 195L209 193H207V190H210V188L212 189V188L216 187ZM74 185H76V186H74ZM146 185L149 188H146ZM225 185H227V184H225ZM257 185H259V184H257ZM185 186H187V185H185ZM63 187L69 189L71 192H72V187L73 188L75 187L74 189L77 188L78 190H76V191H78V192L76 194L79 197H81L82 200L78 199L79 197L76 194H75L76 196L71 195V192H70V194L67 195L66 193H68L69 191L66 190L67 192L65 193L62 190ZM159 187H161V189H159ZM182 187L183 186H181V188ZM172 188H170V189H172ZM174 188L172 190L176 191ZM189 188H191V187H189ZM182 189H184V188H182ZM163 191H162V193H163ZM179 192H181V191H179ZM182 192H184V191H182ZM170 194H172V193H170ZM109 195L110 194H108V192H107V196H109ZM110 196L108 198H110ZM138 200H139V198H138ZM123 201L125 202V199ZM174 201H176V200H174ZM116 203H114L116 205L115 207H117V204H118V203L117 204ZM171 203H170V205H171ZM189 205L192 207L197 206L198 208L202 207V210L203 209H205V210L204 211H199V210L197 211L195 209L193 210L192 208H189L190 207ZM131 206H133V205H131ZM157 206H158V204H157ZM112 207H114V205ZM97 208L99 210H97ZM119 208H120V206H119ZM129 208L130 207H128V209ZM164 208H166V207H164ZM110 210H111V208H110ZM113 210H114L113 212L116 211L115 209H113ZM131 210H132V207H131ZM168 211H169V214H168ZM223 211H221V213ZM164 212H167V214H164ZM186 212L190 214V215L188 214L190 216L189 219L186 218V216H185ZM117 213H115V214H117ZM227 214H224V215H227ZM113 215H114V213H113ZM214 216H216V215H214ZM261 216L264 217L263 215H261ZM261 216H260V218L262 219ZM211 217H212V215H211ZM206 218L207 217H205V219ZM256 219H257V223H254L256 221ZM258 220H260V222H258ZM263 223H261V224H263ZM186 224H188L192 227H186ZM125 227H126V225H125ZM248 227H249V225H248ZM261 227H264V225ZM143 231H144V229H143ZM194 231H196V229ZM220 231H221V234L219 232H218L219 234L217 233L218 234L217 237H219V238H216V236L214 237V239L210 238V237L206 238V240L204 242V245H205L204 252L195 251V249H194L195 252L194 251L191 252V251H189V249L187 250V248H186V251L189 253V254L188 253H186V254L191 255L192 257L188 258L184 261H181V263H178L177 261H174V263L176 262L175 264H177V263L178 264H230L232 262L237 261L236 264H238V263L239 264H254V261H256V260H258L259 263L261 262V264L264 263L263 262L264 260L261 261V258L264 259V257H261V256L258 257V255H256L253 252V250L256 248L264 250V238L261 237V239H260L258 237V239H256L251 233H250L249 237L247 234H246L247 237H245L244 235H240V234L237 235V233L231 234V232H228V231L227 232L223 231V230H220ZM251 231H249V232H251ZM197 232H198V229H197ZM235 232H237V231H235ZM252 233H253V231H252ZM146 234L148 235L147 232H146ZM180 234H181V232H180ZM200 234L205 235L206 233L199 231V235ZM158 238H160V240ZM161 239H162V241H161ZM216 241L217 242L218 241L219 242L220 241L226 242L227 245L225 247H227V248H225V249H227L229 254H231L228 256L227 260L225 259L223 261L221 259H218L219 256L221 257V254L219 255L220 248L218 247L219 245L217 246L215 244ZM165 242L167 243L169 241H165ZM166 243H164V244H166ZM241 244H243V246ZM241 246L246 249L245 255L241 253L244 251V250L241 251ZM191 248H192V246H191ZM233 255H234V257H230ZM220 260L222 262H220Z\"/></svg>",
    "mask_w": 264,
    "mask_h": 264
}]
</instances>
